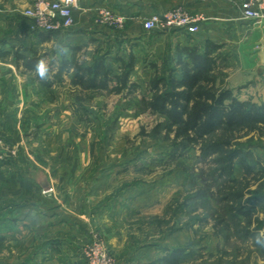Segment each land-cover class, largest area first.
<instances>
[{
  "label": "rangeland",
  "instance_id": "rangeland-1",
  "mask_svg": "<svg viewBox=\"0 0 264 264\" xmlns=\"http://www.w3.org/2000/svg\"><path fill=\"white\" fill-rule=\"evenodd\" d=\"M29 28L33 31L32 22ZM91 48L92 52L80 57L87 65L99 53L112 52L104 43H93ZM261 51L262 45L253 40L244 43V47L225 44L226 60L218 76L219 87L231 90L241 101L264 104V66L256 57ZM152 77L153 73L150 78L140 77L142 94L147 93ZM17 81L0 78V235L7 234L6 242L0 246V264L31 259L25 258L24 245L34 238L32 248L38 249L37 254L45 250L43 245L52 231L34 236L21 226L17 225L16 230L13 221H9L24 212L32 214L39 210L36 206L48 208L45 211L55 215L54 222L68 218L77 227L55 226L54 236L65 238L71 246L68 251L62 249L53 254L55 264H87L83 250L96 239L105 244L116 264L150 260L153 261L149 264H161L160 258L180 248L190 255L181 264H264L255 241L240 239L235 224L226 219L230 203L210 193L199 194L206 189L202 176L209 171V165L200 159L199 149L174 158L169 141L161 135L151 136L159 119L140 112L137 101L98 95L91 103L71 108L80 119L72 116L69 121L60 116L63 108L56 107L53 113H43L40 120L51 121L53 136L42 133L37 138L32 134L38 121L32 123L30 118L42 108L7 104L9 99L21 101L20 92L13 86ZM22 81L24 87L31 84V78ZM3 117L10 122L6 130ZM234 143L251 148L264 167V135L238 134ZM48 166H52L54 185L39 191L40 197L30 187L21 190L19 181L35 178ZM260 169L258 166L257 171ZM258 177L239 172L235 176L237 182L226 190L232 186L244 188L247 199L251 193L263 195L264 177ZM100 188L106 194L100 202L92 201V194ZM20 192L22 195L16 199ZM75 204L82 208L74 209ZM254 219L264 223V204L256 208ZM220 220L225 221L224 225ZM40 221L45 220L38 219L36 223L40 225ZM48 222L45 227L53 218Z\"/></svg>",
  "mask_w": 264,
  "mask_h": 264
},
{
  "label": "crops",
  "instance_id": "crops-1",
  "mask_svg": "<svg viewBox=\"0 0 264 264\" xmlns=\"http://www.w3.org/2000/svg\"><path fill=\"white\" fill-rule=\"evenodd\" d=\"M35 1L0 0V50L11 54L6 60L0 61V78L18 79L13 86L15 90L20 92L21 101H19V98H15V101L9 99L7 104H14L13 106L16 104L18 107L27 105L42 108L38 109L37 113H34L30 118L32 123L36 122V120L38 121L32 134L37 138L42 133H46L48 136L52 134L53 136L51 121L49 123V120H40L43 113H53L56 107L63 108L60 111L62 112L60 116L62 115L67 121L72 119V116L78 120L80 119L78 114L73 115L74 110L72 111L71 108L77 106L76 96L80 94L81 90L72 84L73 71L70 73L64 72L62 82L55 83L51 87L44 86L35 71L25 69L22 62L18 63L16 61L15 53L27 58L45 55L50 76H54L60 70L63 53L67 55V60H71V47H84L83 51L77 56L81 61L86 52L93 51L91 48L93 43L109 44L112 49V52L109 53V58L119 57L124 62H127L130 55L134 56L136 66L130 80L140 86V77L147 76L150 78L151 74L154 73V67H162L166 59L173 57L177 46H203L207 41L219 45L231 43L244 47V43L253 40L256 44L262 45V51L256 57L260 59V65L264 66V21L249 22L243 19L240 10V4L243 0H208L207 2H202L201 0H78L74 9L75 26L70 30L54 34L30 30L31 21L24 16V13L32 7ZM47 1L53 2L55 0ZM177 7H183L191 14L199 15L204 19L200 24L198 33L191 35L181 30L162 31L155 29L146 31L144 29V23L152 16L162 15ZM102 9H108L115 15L125 18L124 29L117 30L98 23L99 11ZM114 70L115 74H118L117 67ZM26 78H31V84L28 87L22 85V79L26 80ZM23 96H26V98H23ZM3 122V129H8V123H10L8 118L3 117ZM44 129L47 132H44ZM4 139L9 142L13 141L8 138ZM67 147L70 148V145ZM41 170L42 172L37 173L35 178L30 177L19 181L21 190L30 187L40 197L39 191L48 190L50 186L54 185L52 166ZM16 182L15 180L14 183ZM97 185L99 184L94 186ZM105 194L106 192L102 188L94 191L92 201L97 200L96 202H100ZM20 195H22L21 192L15 196L16 199ZM78 195L81 197L80 194ZM37 200L41 202L40 199ZM36 207L39 210L32 212V214L23 210L24 213L20 217L9 221H13L16 230L18 225L27 232L31 230L30 234L34 236L48 231H52V234L47 236L48 238L43 245L45 250H41V255L37 254L38 249L32 248L35 245V238L30 243H26L24 245L25 258H30L31 256V259L28 258L29 260L25 263H23L24 260H21V263L18 261V263L41 264L44 262V264H55L53 254L58 251L61 252L62 249L68 251L71 248L65 242V238L54 236L55 226L60 227L63 225L68 229L77 227L69 222L68 218H62L60 221L54 222L55 215L45 211L48 208ZM74 207V209L82 208L76 206V204ZM95 212L98 215L101 213L100 211ZM74 217L72 218L74 219ZM47 218H53V222H50L51 224H47L45 227V223H49L48 221L50 220ZM38 219H44L45 221H40L41 224L39 225L36 223ZM9 221L8 223H10ZM24 226L29 228H23ZM6 235L5 233L3 236L7 237ZM34 250L36 251L35 253H33ZM151 261L153 260L140 262V264H149Z\"/></svg>",
  "mask_w": 264,
  "mask_h": 264
},
{
  "label": "trees",
  "instance_id": "trees-1",
  "mask_svg": "<svg viewBox=\"0 0 264 264\" xmlns=\"http://www.w3.org/2000/svg\"><path fill=\"white\" fill-rule=\"evenodd\" d=\"M83 49L82 46L71 47V60L63 53L59 72L54 76L48 72V78L44 80L38 76L40 82L51 87L63 81L64 72L73 71L72 84L81 90L76 97L80 107L104 94L121 96L128 102L137 101L140 112L159 119L150 135L154 138L161 135L169 141L174 158L198 148L201 161L209 165L208 174L202 176L206 189L200 190L199 194L210 193L212 197H221L223 202L230 203L225 211L226 219L235 224L240 239L255 241L254 245L264 259V246L256 243L264 223L254 219L256 208L264 204V194L251 193L247 199L244 188L232 186L226 190L229 184L237 182L235 176L239 172L264 177L263 163L256 160L251 148L244 144L234 145L238 134L264 135V104L241 101L231 90L219 87L218 76L226 60L225 45L207 41L203 46H177L173 57L166 59L162 67H154L146 94H142L140 85L130 80L136 66L133 55L127 62L119 57L109 62V53H99L92 64L87 65L77 58ZM10 55L0 50V61ZM14 57L30 71H35L39 59L46 60L45 55L27 58L15 53ZM115 64L118 74H115ZM258 166L261 169L257 171ZM212 187L216 190L212 191ZM224 223L220 220V224ZM254 223L256 228L252 229ZM259 238L264 243V236L259 235ZM5 242L6 237L0 235V246ZM189 256L186 249L180 248L160 258L159 263L181 264Z\"/></svg>",
  "mask_w": 264,
  "mask_h": 264
},
{
  "label": "built area",
  "instance_id": "built-area-1",
  "mask_svg": "<svg viewBox=\"0 0 264 264\" xmlns=\"http://www.w3.org/2000/svg\"><path fill=\"white\" fill-rule=\"evenodd\" d=\"M207 2L208 0H201ZM78 0H36L24 16L32 22V30L36 32L59 33L75 26L74 9ZM243 19L249 22L264 21V0H243L240 4ZM203 18L177 7L162 15L152 16L144 23L146 31L160 29L162 31L181 30L194 35L199 32ZM98 23L123 30L126 19L115 15L108 9L99 11ZM83 258L87 264H116L105 244L94 240L83 250Z\"/></svg>",
  "mask_w": 264,
  "mask_h": 264
},
{
  "label": "clouds",
  "instance_id": "clouds-1",
  "mask_svg": "<svg viewBox=\"0 0 264 264\" xmlns=\"http://www.w3.org/2000/svg\"><path fill=\"white\" fill-rule=\"evenodd\" d=\"M49 66L44 59H39L35 64V73L39 76L41 80L48 78ZM259 235H264V229L261 230V233L258 234L256 238V243L264 246V243L259 238Z\"/></svg>",
  "mask_w": 264,
  "mask_h": 264
}]
</instances>
